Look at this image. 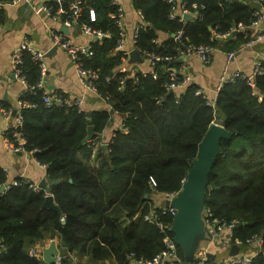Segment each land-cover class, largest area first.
Here are the masks:
<instances>
[{
  "label": "trees",
  "instance_id": "obj_1",
  "mask_svg": "<svg viewBox=\"0 0 264 264\" xmlns=\"http://www.w3.org/2000/svg\"><path fill=\"white\" fill-rule=\"evenodd\" d=\"M75 1L51 5L69 11L62 15L66 21ZM80 1L79 23L108 33L93 42L94 53L83 58L84 65L98 71V92L113 111L123 114V125L114 130L107 147L100 146L92 162L93 140L98 136L83 142L87 127L92 124L96 133H103L111 119L109 110L89 116L77 108L47 104L43 88L37 86L20 94V101L32 104L20 109L25 149L35 153L47 167L48 179L55 180L50 192L60 211L44 207L46 192L33 189L30 183L0 190V264H40L29 248L48 232L59 235L63 253L61 262L52 264H70L75 256L84 255L96 262L112 259L118 264H126L131 253L153 258L163 250L164 237L174 235V217L158 215L156 222H163L162 229L144 217L166 206L154 207V195L180 191L199 144L214 122L233 135L221 139V152L209 174L205 208L214 218L240 221L231 232L233 242L238 239L246 244L261 237L262 250L250 264H264V62L263 73L255 75L252 83L245 78L226 83L215 107L196 93L197 83L174 91L167 88L171 68L183 75L179 50L189 44L239 51L252 37L248 27L255 4L252 0H182L199 14L183 21L176 11L177 16L171 17L174 2L133 0L144 17L136 47L177 57L155 63L154 77L129 66L126 72L120 71L126 55L116 48L120 33L113 17L117 7L111 0ZM92 9L95 20H91ZM181 30L182 39L176 40ZM213 32L230 34L211 39ZM23 72L28 83L36 85L40 69L28 51L23 53ZM6 135L14 141L10 133ZM6 184L0 165V187ZM177 256L166 264H184L178 244Z\"/></svg>",
  "mask_w": 264,
  "mask_h": 264
},
{
  "label": "crops",
  "instance_id": "obj_2",
  "mask_svg": "<svg viewBox=\"0 0 264 264\" xmlns=\"http://www.w3.org/2000/svg\"><path fill=\"white\" fill-rule=\"evenodd\" d=\"M20 0L13 3L10 0L0 1V10L3 12V20L0 27V103L11 108L19 109V96L24 90L23 83L14 76L12 72V57L14 51L20 46L23 37L28 36L31 44L39 51L45 54L47 71L45 76V85L49 91H61L70 97H83V111L93 113L97 110H111L108 101L100 97L97 93L86 90L80 82L79 76L72 58L58 45L53 42L51 29L62 31L68 40L75 43H86L93 39L92 35L84 32L77 26H68L64 21V12L60 13L58 18L50 17L43 11L44 4H52L61 0ZM133 0H121L124 9L123 27L126 38V47L129 52L135 49L134 32L142 17L134 7ZM181 2H176V12L181 13ZM253 2V1H252ZM254 3V2H253ZM64 10V7H58ZM93 10V9H92ZM63 15V16H62ZM67 25V26H66ZM67 30H62L63 27ZM252 37L262 35V38L250 46L243 45L236 52L231 60H228V53L222 47H217L212 52V58L209 63H204L198 55L191 53L183 58V74H191L192 82L197 83L204 89L208 97H214L216 94V85L219 76L224 67L229 65V71H241L252 75L255 64L258 61L264 62V20L256 26L248 27ZM251 37V38H252ZM161 39V38H160ZM162 40V39H161ZM129 58V57H128ZM129 68L140 71H149L150 63L129 64ZM51 88V89H49ZM113 110V109H112ZM111 119L104 132L93 140V153L91 160H95L100 146L107 144L111 139L116 128L121 127L123 114L110 112ZM12 121H6L0 114V165L6 172L7 184L15 179L22 178L25 181L39 185L42 179H48L47 167L41 164L32 152L14 151L7 147L5 137L8 127ZM154 207L166 205L167 195L156 194L153 197ZM55 240L62 257V248L58 234L48 232L43 239L38 240L29 250L41 262L43 261V248ZM231 242L225 239H211L206 235L198 242L193 259L197 257L202 249H206L216 263H222L230 256ZM252 247H245L243 253H253ZM3 250V244L0 241V253ZM185 258V257H184ZM74 264H118L112 259L93 261L89 256H75ZM186 264V260L184 262Z\"/></svg>",
  "mask_w": 264,
  "mask_h": 264
},
{
  "label": "built area",
  "instance_id": "obj_3",
  "mask_svg": "<svg viewBox=\"0 0 264 264\" xmlns=\"http://www.w3.org/2000/svg\"><path fill=\"white\" fill-rule=\"evenodd\" d=\"M13 3L19 2L20 0H10ZM29 2L28 0H26ZM170 2H174L173 5V12L171 13V17L174 18L177 16L176 14V4L175 0H169ZM254 4H260L261 8L256 9L254 11V19L251 21L252 26H256L259 24L262 20H264V0H252ZM112 4H114L117 7V12L113 14V17L116 18V23L119 28V33L120 37L117 41L116 48L118 50H121L126 57H124V64L121 66L120 71L126 72L128 70L127 62H128V57H129V49L126 47V38L124 35V27H123V18H124V9L121 3V0H111ZM81 1L77 0L75 1L71 6H70V11H71V18L67 19L65 21V24L68 26H77L84 32L88 33L89 35L93 36V39L89 42L86 43H75L67 39L65 34L62 31H58L55 29H51V36L53 39V42L58 45L61 49H63L74 61V65L76 67L79 80L80 82L84 85L86 90L93 91L97 93L100 97L101 94L98 92L97 86H96V80L99 78V73L97 70H93L90 68L85 67L83 58L92 56L94 51H93V42L97 39H101L108 35V33L103 32L101 30H95L89 25L88 23H79V16L81 15ZM194 8L198 7L197 4H193ZM43 11L46 12L50 17L52 18H58L60 16V13H69V11H64L59 8L55 9L53 5L51 4H44L42 7ZM141 14V19L142 22L139 23L135 29L134 32V41H136L137 38V33L139 28H141L144 25V17L141 11H139ZM70 14V13H69ZM91 15V20H95V13L93 10L90 11ZM180 19L185 21L187 20L185 16L187 15H199L197 11L193 13L189 8L185 7L183 3H181V13L179 14ZM1 21H0V27H1ZM66 25V26H67ZM182 33L183 31H179L175 35L176 40H181L182 39ZM230 32L227 33H217L213 32L211 39H216L218 37L225 38L228 36ZM262 38V35H257L255 37H252L248 42H246V46H250L254 44L255 42H258ZM159 39H156L158 41ZM135 48L136 45H134ZM216 46H213L211 44H199V45H194V44H189L188 47L185 50H179L180 53V58L183 59L187 55L194 53L199 56V58L204 62V63H209L212 58V52L216 50ZM138 49V48H137ZM139 50V49H138ZM24 51H28L33 59L37 62L39 69H40V79L38 82L33 85L29 84L27 81V78L23 72V53ZM140 51V50H139ZM142 56L147 59V61L150 63V70L149 72L153 74L154 77H156V73L153 70L155 63L158 61H161L162 59H174L177 57L173 56H160L157 55L155 52H149L145 51L142 52L140 51ZM236 54L235 51H231L228 53V60H231L234 55ZM263 61H258L255 64V68L253 71L252 75L245 74L244 72H241L239 70L230 72L229 71V65H226L219 76L218 83L216 85V94L214 97H208L201 87H199L196 91L197 94L202 95L207 99L208 105L215 107V103L217 100V95L219 91L222 89V87L229 82L235 81L237 78H245L248 79L250 83L251 82V77H255L257 74H262L263 73ZM183 63L181 64V68L179 69L180 71L183 70L182 68ZM46 71H47V65L45 62V54L43 51H39L36 48H34L31 44V40L29 39L28 36H24L23 40L20 44V46L14 51L13 57H12V72L16 78H18L24 85V92L25 90H33L35 87L43 88V100L47 104L51 103H56L58 105H66L69 107L77 108L79 111H83V103L84 99L83 97H70L66 94H64L61 91H49L46 88L45 85V76H46ZM182 73V72H181ZM183 74V73H182ZM170 77L171 81L167 83V88L171 91L174 90H179L183 89L187 84L192 82V76L191 74H183L179 75V72L176 68H171L170 70ZM107 100V99H106ZM32 104L29 102L25 101H20L19 100V109L17 110L16 113L15 110L9 106H6L2 103H0V114L3 116V118L6 121H12V124L8 127L6 134L10 133L12 137H14V143L11 142L10 139H8V136L5 137L6 140V145L9 149L14 150V151H25V138L21 132V127H22V122H23V116L20 111L21 108L23 107H28L31 106ZM123 125V124H122ZM121 125V127H122ZM115 134L111 135L113 137ZM20 182H25V183H30L28 181H25L22 179V181H19L18 179H15L13 182L8 183L5 185V189L9 188L10 185L12 184H19ZM30 186L33 189H39V185L30 183ZM179 192V191H178ZM178 192H173L167 194L168 198L173 199V197L178 193ZM177 209L174 206H165L160 211H154L151 212L150 214L145 215V220L149 222H156V219L158 215L161 214H169L171 216L176 217L177 215ZM203 218L208 226V235L211 237V239H225L229 240L231 242L230 247L232 244H237L240 247V252L237 255L234 256H229L227 260H225L222 263H216L213 261L209 253L206 249H202L197 257L193 260L192 264H250L253 260V257L257 255L259 252L262 250V243L263 239L261 237H253L247 241L246 244L242 243L240 240L236 239L234 242L231 240V232L235 229V227L240 223L238 219H234L231 221H227L225 219H219V218H214L213 214L210 209L205 208L203 212ZM157 225L162 229L164 227L163 222L157 221ZM164 242L165 246L161 252L156 254L153 258L148 259L143 256H137L135 253H131L129 255L128 261L126 264H166L168 262H172L178 258L177 256V243L174 240V235L171 236H165L164 237ZM253 248V253L251 254H246L243 253V250L245 247H252ZM62 257H59L58 263L61 262Z\"/></svg>",
  "mask_w": 264,
  "mask_h": 264
},
{
  "label": "water",
  "instance_id": "obj_4",
  "mask_svg": "<svg viewBox=\"0 0 264 264\" xmlns=\"http://www.w3.org/2000/svg\"><path fill=\"white\" fill-rule=\"evenodd\" d=\"M254 7L260 9L261 5L256 4ZM185 18L192 19L193 16L187 15ZM62 30H67V27L64 26ZM146 62L147 59L142 56L137 48L130 51L129 64ZM251 81H254V77H251ZM16 112L17 110L14 113ZM110 112H113V110L111 109ZM91 114L89 113V116ZM99 135L96 133L94 126L90 124L87 127V135L83 142L91 141L95 136ZM232 135L233 132L228 131L223 125L212 123L199 144L197 156L193 161V165L187 174L182 188L173 199L168 198L166 200V206H174L178 211L172 225V230L174 232V240L183 250L186 264H192L199 240L205 238L207 233H209L208 226L203 218L209 174L218 154L221 152V139H228ZM104 147H107V144H104ZM33 154L35 155V153ZM52 182H55V180L42 179L39 183V187L46 192L43 206L60 211L53 194L50 192V184ZM0 190H5V185H2ZM239 252L240 247L237 244H232L230 255L234 256ZM209 256L213 258L210 253ZM59 257V249L56 241L53 240L49 246L43 248V261L40 264L58 263Z\"/></svg>",
  "mask_w": 264,
  "mask_h": 264
},
{
  "label": "rangeland",
  "instance_id": "obj_5",
  "mask_svg": "<svg viewBox=\"0 0 264 264\" xmlns=\"http://www.w3.org/2000/svg\"><path fill=\"white\" fill-rule=\"evenodd\" d=\"M214 123L220 124V123H218V122H214ZM253 247H254V246H253Z\"/></svg>",
  "mask_w": 264,
  "mask_h": 264
}]
</instances>
